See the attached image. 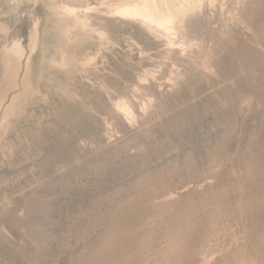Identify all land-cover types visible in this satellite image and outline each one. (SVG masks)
<instances>
[{
	"label": "rangeland",
	"instance_id": "rangeland-1",
	"mask_svg": "<svg viewBox=\"0 0 264 264\" xmlns=\"http://www.w3.org/2000/svg\"><path fill=\"white\" fill-rule=\"evenodd\" d=\"M219 1L183 28L211 71L180 55L174 87L134 20H95L103 45L46 36L40 94L0 148V264H264V0Z\"/></svg>",
	"mask_w": 264,
	"mask_h": 264
},
{
	"label": "bare ground",
	"instance_id": "bare-ground-1",
	"mask_svg": "<svg viewBox=\"0 0 264 264\" xmlns=\"http://www.w3.org/2000/svg\"><path fill=\"white\" fill-rule=\"evenodd\" d=\"M216 3L221 5L219 0H0V148L10 128L25 113L28 102L40 94L38 77L43 54L49 46L46 36L52 31H59L66 43L71 44L81 36L95 34L98 44L103 45L109 41L110 33L95 20H105L108 16L134 20L166 42L172 64L170 75L165 79L168 87H174L185 76L178 64L182 60L180 55L190 59V64L199 62L200 69L211 71L212 66L203 58L198 61L193 49L197 43L183 28L206 7H217ZM104 57L100 49L97 53H86L84 59L79 60L81 70L98 69L99 59ZM51 61L62 70L68 66L67 53L60 50L58 60ZM107 93L110 96L109 88ZM145 98L139 107L149 115L154 105L151 98ZM117 110L127 126L138 125L142 118L128 102L119 103Z\"/></svg>",
	"mask_w": 264,
	"mask_h": 264
}]
</instances>
